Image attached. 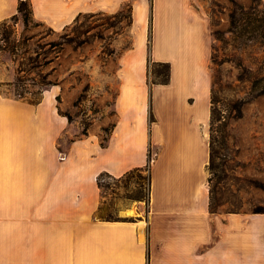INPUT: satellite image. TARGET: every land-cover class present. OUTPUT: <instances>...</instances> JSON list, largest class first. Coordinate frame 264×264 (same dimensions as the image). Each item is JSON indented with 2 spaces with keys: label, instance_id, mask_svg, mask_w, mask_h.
Here are the masks:
<instances>
[{
  "label": "crops",
  "instance_id": "obj_1",
  "mask_svg": "<svg viewBox=\"0 0 264 264\" xmlns=\"http://www.w3.org/2000/svg\"><path fill=\"white\" fill-rule=\"evenodd\" d=\"M19 2L0 0V23ZM28 2L33 21L54 31L129 3L131 46L117 58L104 148L90 132L60 149L68 122L45 97H14L13 63L0 54V264H264V214L209 210L207 0ZM152 64L169 65L167 84L148 81ZM149 153L147 208L101 218L97 177L144 168Z\"/></svg>",
  "mask_w": 264,
  "mask_h": 264
},
{
  "label": "rangeland",
  "instance_id": "obj_2",
  "mask_svg": "<svg viewBox=\"0 0 264 264\" xmlns=\"http://www.w3.org/2000/svg\"><path fill=\"white\" fill-rule=\"evenodd\" d=\"M236 5L244 10L254 8L251 13L258 16L264 9V3L258 0H207L206 4L213 40L211 97L227 125L224 142L213 145L217 152L213 158L215 169L208 170L209 208L219 215L264 210V81L252 82L264 77V31L243 35L238 34L239 29L232 33L229 14ZM129 14L130 4L126 3L115 13L80 15L59 31L43 23L32 22L28 27L18 20L8 23L13 31L10 42L28 39L26 45L19 46L14 59L6 52L0 53L12 61L14 77L21 66V76L29 80L25 100L29 103L38 98V87L31 85L36 73L46 74L47 81L55 83L43 92L41 99L45 97L57 116L68 122L69 132L58 140L60 149L65 150L68 143L90 132L100 136V143L107 140L114 121L117 58L131 46ZM49 43H62L61 53L52 64L34 70L36 52L41 55L40 62L53 58ZM0 45L3 46L1 41ZM147 74L148 81L154 83L158 75L163 77L165 69L152 64ZM11 91L14 92L13 87ZM148 176L145 168L118 179L107 174L98 176L103 197L98 215L115 219L125 207L147 208L146 202L128 198L139 192L147 195Z\"/></svg>",
  "mask_w": 264,
  "mask_h": 264
},
{
  "label": "trees",
  "instance_id": "obj_3",
  "mask_svg": "<svg viewBox=\"0 0 264 264\" xmlns=\"http://www.w3.org/2000/svg\"><path fill=\"white\" fill-rule=\"evenodd\" d=\"M253 1V0H252ZM260 1V0H258ZM254 8H250L249 10H244L242 7L236 5V10L231 12L229 14V23L230 26L232 27V33L236 34L239 29L240 32L238 34H243V35H250L252 32H256L257 30L264 31V9L260 13V15L252 14L251 12L254 11ZM17 15L20 17L23 26L28 27L30 24H32L33 19H32V10L30 3L28 0L25 1H20L17 7ZM13 16L10 19L3 21L0 23V28H2V32L0 34V41L3 43V46L0 45V53L6 52L8 53L12 59H14L17 55L18 48L21 45H26L28 39L23 38L22 40H13L10 42V36L13 34L12 27L8 23L15 24L18 20V16ZM256 24H258L257 27H254ZM131 25V8H130V14H129V26ZM253 27V28H252ZM255 28V29H254ZM261 37L264 38V35L262 34ZM62 43L58 44H53L49 43L48 44V51L53 53L54 56L52 59H47L43 62H40L41 55L38 54L37 52L35 53L36 59L33 60V69L38 71L41 69L43 66H47L49 64H52L53 61L58 57V54L61 53L62 51ZM45 59V58H44ZM54 59V60H53ZM159 66H163L165 69V74L163 77L160 79L159 75L157 76V80L152 83V84H160V85H165L168 83V78H169V65L168 64H156ZM24 71L22 70V67L19 66L16 69L15 72V77L14 81L12 83V86L14 88L13 95L17 99H23L25 100V95L27 94V87L28 84L27 82L29 80L23 78L21 74ZM259 75V73H258ZM47 75L42 74V73H36V79L32 80V84L36 87H38L39 92L37 93L36 96L38 98H35L34 101L29 102L30 104H37L41 100L42 94L47 88H50L52 86H55V83L51 81H47L46 79ZM264 77H258L254 79L252 82L254 84L259 83L260 81H264ZM18 88H21V91L18 90ZM226 120L224 117H222L218 112L216 111L215 108V101L212 97H210V121H209V163H208V170L210 172H213L215 169V166L213 164V158H215L217 152L214 151L213 145L216 143H223L224 142V130L226 129ZM85 135V133H83ZM107 143L106 139H103V142L100 143V146L102 148L105 147ZM151 161V154L149 153L148 159H147V165L144 167L148 172H149V163ZM143 168H138L131 170L124 174L122 177H128L131 175L133 172H139ZM103 174H100L101 176ZM121 178V177H120ZM210 181V178H208V183ZM97 185L98 188L101 189L99 179H97ZM149 193H150V176H148V190H147V195L145 196L141 192L138 193L134 198H128L129 200H136L139 202H146L147 205L149 204ZM210 207V203H209ZM101 208V207H100ZM100 210V209H99ZM210 210V208H209ZM252 214H264V210H254ZM119 216V211L117 213V216Z\"/></svg>",
  "mask_w": 264,
  "mask_h": 264
},
{
  "label": "built area",
  "instance_id": "obj_4",
  "mask_svg": "<svg viewBox=\"0 0 264 264\" xmlns=\"http://www.w3.org/2000/svg\"><path fill=\"white\" fill-rule=\"evenodd\" d=\"M20 1H25V0H20Z\"/></svg>",
  "mask_w": 264,
  "mask_h": 264
},
{
  "label": "bare ground",
  "instance_id": "obj_5",
  "mask_svg": "<svg viewBox=\"0 0 264 264\" xmlns=\"http://www.w3.org/2000/svg\"><path fill=\"white\" fill-rule=\"evenodd\" d=\"M129 214H132V213H129Z\"/></svg>",
  "mask_w": 264,
  "mask_h": 264
}]
</instances>
